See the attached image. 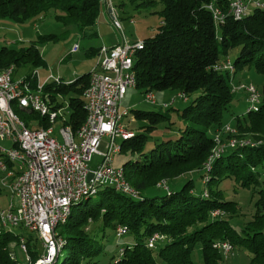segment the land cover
I'll use <instances>...</instances> for the list:
<instances>
[{"label": "trees", "instance_id": "trees-1", "mask_svg": "<svg viewBox=\"0 0 264 264\" xmlns=\"http://www.w3.org/2000/svg\"><path fill=\"white\" fill-rule=\"evenodd\" d=\"M127 1L137 10L162 6L155 12L161 19L157 34L142 40L144 47L134 57L136 89L144 95L169 90L185 93L187 105L181 110H173L183 126H177L172 109L163 113L132 110L134 121L143 126L133 138L122 140L120 153L131 158L122 169L139 199L105 183L96 194L102 195V200L90 205L88 201L94 195L73 206L67 222L58 228L67 244L52 264H100L97 259L102 246L93 235L99 227L95 228L97 224H100V230L112 228L115 236L118 227L126 228L124 236L132 235L131 245L121 249L114 264H157L156 256L166 264H196L192 259L196 246L200 247L201 264H221L227 260L215 245L222 242L230 243L233 252L237 249L248 251L251 254L249 264H264V188L261 179L264 176V145L228 147L214 160L211 169H206L217 146L214 136L227 125L226 116L235 97L232 85L236 84V76L245 70L253 69L262 77V103L258 111L230 114L236 121L234 128L240 133L237 137L264 138V9H254L241 21L228 17L225 24L216 29L207 6L215 4L227 12L228 0ZM104 5L105 0H0V18L24 24L54 11L57 22L76 26L84 33L97 25ZM55 38L44 35L38 41ZM236 49L239 55L232 62L234 72L215 70L214 67ZM98 51L90 49L88 55L96 56ZM27 65L45 67L35 44L27 49L3 47L0 50V70L14 67L17 72ZM90 79L91 74L87 73L68 85L49 82L44 87V96L52 105H57L56 109L64 107L58 101L59 96L65 99L70 93L76 94L69 99V114L61 124L69 126L74 133L81 129L87 118L83 95ZM33 89L36 91V87ZM194 94L197 96L189 101ZM19 110L35 116L40 127H50L47 118ZM27 125L33 128L32 124ZM161 126L169 135L154 140V146L146 152L150 134ZM228 137L229 134L223 133L222 142L225 143ZM6 164L9 170L14 169L12 163L6 161ZM191 173H201L203 191L198 190L191 177L178 191L168 186L169 182ZM225 180L234 181L243 189L253 188L258 195L255 214L241 229L235 228L229 220L239 215L240 207L225 199L220 189ZM162 182H166L167 189L159 186ZM160 189L164 194H159ZM205 191L208 197L203 196ZM217 210L224 212V217L213 219L211 214ZM154 234L164 236L165 240L150 249L147 242ZM21 237L24 236L0 228V264H22L11 247L15 244L20 248ZM24 238L26 258L29 264H35L45 253L42 240L29 232Z\"/></svg>", "mask_w": 264, "mask_h": 264}, {"label": "built area", "instance_id": "built-area-1", "mask_svg": "<svg viewBox=\"0 0 264 264\" xmlns=\"http://www.w3.org/2000/svg\"><path fill=\"white\" fill-rule=\"evenodd\" d=\"M228 2L227 12L215 4L207 6L216 29L223 26L228 17L241 21L254 9H264V0H228ZM105 5L109 7L113 25L120 32L122 43L110 48L101 47L98 51L96 56L98 61L91 71L94 75V84L86 96L93 106V115L89 119L88 130L81 139H72V133H66L64 130L58 133L61 140L55 136L56 134H45L42 131H39V134H28L10 124L8 114L7 117H0V141L10 140L14 143V150H6V147L0 146V151H6L20 159L23 170L22 181L18 185L8 186L14 199V215H6V218L14 228L36 232L37 236L42 238L45 253L39 264H52L56 258V242L51 233V225L53 221L61 218L62 210L69 202L99 188L102 182H110L129 192V188L120 184L119 169L113 166V145L123 136L130 135L131 139L135 135L122 124L126 109H121V103L129 90V85L130 89L137 87L133 69L134 57L143 49L144 43L142 40L132 41L127 38L118 12L112 7V0H105ZM78 50V45H74L71 54ZM214 68L234 72L230 58H226ZM53 79L58 77L50 75L46 80L41 81L37 71L22 78L17 77L16 71H0V108H4L6 96L18 93L19 100L40 107V117L52 121H64L66 119L63 114L64 108L56 109V104L45 105L44 87ZM34 81H36L35 86ZM29 87H36V96H29ZM232 92L246 94L245 100L249 105L247 112L259 110L262 94L254 84L234 83ZM177 99L187 101V96L178 92L171 104ZM145 101L157 105L153 93L145 95ZM235 132V128L229 125H226L222 131L229 135ZM216 141L219 142V138ZM248 145L257 146V143L236 139H231L226 144L217 143L206 164V169L210 170L214 160L228 147ZM95 156L99 158L97 162H93ZM0 172L7 174L8 169L0 166ZM159 186L167 189L166 182L160 183ZM203 196L208 197V192L205 191ZM130 197L139 199L138 193L131 186ZM224 215L220 210L211 214L213 219L222 218ZM123 232L122 228L118 227V239L123 237ZM164 240V236L154 234L149 238L147 246L154 249ZM215 248L222 252L225 260L233 254V247L228 242L218 243ZM21 250L26 255V240L21 244Z\"/></svg>", "mask_w": 264, "mask_h": 264}, {"label": "rangeland", "instance_id": "rangeland-1", "mask_svg": "<svg viewBox=\"0 0 264 264\" xmlns=\"http://www.w3.org/2000/svg\"><path fill=\"white\" fill-rule=\"evenodd\" d=\"M122 4H126L123 9L120 8ZM112 7L118 12L119 20L124 28L125 34L129 40L130 38L134 40H145L155 36L161 26V19L159 15L155 12H159L162 8L161 5H157L152 8L146 9H135L134 6L129 5L127 0H112ZM109 9V7H107ZM251 12H249L250 14ZM56 13L54 11L48 12L42 19H35L24 24H17L10 19L0 18V50L3 47H8L11 49H27L32 44L38 48L43 61L45 62V67L35 68L32 65H27L20 67L17 71V77L22 78L26 75H30L35 71L39 72V77L41 81L46 80L50 75L59 76L63 84H71L76 79L80 78L82 75H85L90 72V70L95 67L98 57L88 55L89 50L95 49L101 43L110 48L112 44H121L122 37L120 32L113 25L112 18L110 14H107L105 5L102 6L97 25L90 29L86 30L84 33L78 29L76 26H65L60 22H57L55 19ZM130 20L133 23H130ZM97 32V35H93ZM44 35H53L56 36L55 39H50L47 41H38V39ZM133 41V40H132ZM117 44V45H118ZM74 45H78L79 50L76 53H71V49ZM101 48V47H100ZM99 48V49H100ZM239 55V50H233L230 53V60L232 62ZM47 76V77H46ZM236 84L244 83L254 84L259 90L262 85L263 79L258 75L253 69L245 70L242 73H239L236 76ZM176 92L174 91H165L160 93H155L157 105L154 106L145 101V95L142 94L137 89H129L124 100L121 103V109L129 110V115L127 118H123L122 124L127 127L129 130L134 133H139L140 127L143 126L142 123L134 121V113L132 110L139 111H161L162 113L166 110H171L172 118L176 122L177 126H183V122L177 118V115L173 110H181L187 105V102L176 100L175 103L171 104L173 98L176 97ZM235 94V93H234ZM76 94L70 93L65 96V99L62 96H59L58 101L63 104V114L68 116V105L69 99L75 97ZM197 94H194L190 97L189 101H192ZM246 94L244 92H238L235 94L234 101L230 107V113L235 115H243L247 112L249 105L246 102ZM167 106V108L165 107ZM13 111L22 119L24 122L32 124L33 128H37L39 125L35 116L27 115L21 113V110L15 105L12 104ZM19 114H18V112ZM227 114L226 124L234 127L235 118L232 114ZM33 122V123H32ZM35 123V124H34ZM40 127V126H39ZM60 126L56 127L55 136L59 137ZM236 130V129H235ZM223 131V130H222ZM222 131L217 133L214 138H219L218 144H226L231 139L236 140H251V143H257V146L264 145V138L252 137L249 139L247 136L237 137L240 135L239 132L232 133L227 138L226 142H222ZM169 135V132L164 130L163 126L158 127L154 130L149 136V142L146 147V152L154 146L153 142L156 139L165 138ZM61 140V139H60ZM122 140L118 139L116 141V146L120 147ZM1 147L10 148L12 142L10 140L0 141ZM249 147H256L250 146ZM247 147V146H244ZM114 163L113 166L116 169H121L123 165L131 159L128 155L123 153H117L113 155ZM99 158L95 156L93 162H97ZM16 169L19 170V166H16ZM190 176H183L177 179L175 182H169L168 186L171 190H180L183 185L190 179L195 180V183L199 191H203L204 185L202 178L200 177L201 173L198 174H189ZM6 173L0 172V208L7 209L10 203L14 202L12 198L8 185L11 183L10 180L5 179ZM264 188V176L261 177ZM107 185H111L109 182H105ZM164 189V188H163ZM220 189L224 192V197L227 201H234L239 204L240 213L238 216L230 218V223L237 229H241L245 224L250 221L255 214V205L258 198L255 189H243L237 183L231 180H225L222 182ZM259 189H256V191ZM159 194H164L162 189L158 190ZM102 195H96L92 197L88 202L90 205L97 203L102 200ZM79 208L82 209V205H79ZM73 210V208H72ZM71 210V213H72ZM99 226V227H98ZM96 239L100 242L102 246V253L97 259L100 264H114L119 256L121 255V249L127 245H131L132 235L127 234L122 238L118 239L115 236V230L112 228H106L100 230V224L95 226ZM5 231H9L21 236H28V232L22 228H2ZM30 233V232H29ZM104 240V241H103ZM11 247L14 249L15 257L22 264H29L26 255L20 250V248L15 247V244H12ZM99 247V246H98ZM58 253H56L57 257ZM192 259L196 264L202 263L200 247L196 246V249L193 251ZM251 259V254L246 250L237 249L233 252V255L229 260L223 261L221 264H249ZM157 264H166L162 263L159 258L156 256ZM38 260L35 264H39Z\"/></svg>", "mask_w": 264, "mask_h": 264}, {"label": "bare ground", "instance_id": "bare-ground-1", "mask_svg": "<svg viewBox=\"0 0 264 264\" xmlns=\"http://www.w3.org/2000/svg\"><path fill=\"white\" fill-rule=\"evenodd\" d=\"M128 66H129V84H130V52L128 53ZM6 70L15 71L14 67H10V68H7L5 70H0V71H6ZM90 74H91L90 84H89V87L85 90L84 95H83L84 100H85V109L87 112V118H86L84 125L81 127V129L77 133H74L69 126H63V125L61 126L62 121L49 120L51 125L47 129L42 127V126L41 127L38 126L37 128H32L31 126H30L31 128L28 127L27 123L24 122L22 119H20V117L13 111L12 104H15L19 109L28 110V111L33 112L34 114L36 113L38 115H40V107H37L33 103H25V101L19 100L18 93H11L8 96H6V98L4 99V108H0V117H7V114H8L9 123L12 124L14 127H18L19 130H22L28 134H39V131H42L45 134H55L56 127L60 126L61 128L59 130V133H61L62 130H64L66 133H72V139H81V137L87 132L89 119L93 115V106L90 103V100L86 99V96H88L89 91L91 90L92 84H94V75L92 73H90ZM52 82L60 84L61 80L59 78L53 79ZM129 89H130V85H129ZM29 96H36V91L33 89V87H29ZM44 99H45V105L46 106H53L47 96H44ZM128 115H129V110H125V117L124 118H127ZM120 139L121 140H128V139H130V135L129 136H123ZM116 141L113 145L114 155L117 153H120V151H121V146L120 147L116 146ZM11 142H12V146L10 148H6V150H14V143H13V141H11ZM5 160L12 163L14 165V169L9 170L8 165L6 164ZM0 166H4V169H8V173L6 174V178H5V179L11 181V183L8 186L18 185L22 181V177H23L22 165L20 163V159H17L15 155L6 153V151H0ZM16 166H19V170L16 169ZM15 171L19 172V173H16ZM119 181H120L121 185H124L126 188H129V192L124 191V189L122 187H117L115 184H111V185H113L117 191H120V192L130 196V185L128 184V182L125 179L124 171L122 168L119 169ZM103 184H105V182H102L101 186ZM99 188L93 189L91 192H86L85 195L78 196L73 201L69 202V204L65 207V209L62 210L61 218L56 219L55 221L52 222L51 233L55 237L56 253H59L61 248H63L67 244L66 240H64L61 237V235L59 234L58 228L62 224H65L67 222L68 218L71 215V210H72L73 206L81 203L83 200H85L89 197L96 195L98 193ZM9 191H10V188H9ZM11 196L13 198L12 194H11ZM6 215H14L13 202L10 203V205L7 209L3 210L0 208V228L14 227L11 225L10 220L6 218ZM119 228H122V231H124L123 232V236H124L126 234V228H124V227H119ZM116 232H117V236H118V229ZM30 233L36 234V232H30ZM39 239L42 240V238H39ZM22 243H25L24 237L20 238V248H21ZM26 253H27V251H26Z\"/></svg>", "mask_w": 264, "mask_h": 264}, {"label": "crops", "instance_id": "crops-1", "mask_svg": "<svg viewBox=\"0 0 264 264\" xmlns=\"http://www.w3.org/2000/svg\"><path fill=\"white\" fill-rule=\"evenodd\" d=\"M105 9H106V11H107V14H110V11H109V9H107V6L105 5ZM93 35H97V32L95 33V34H93ZM121 36V35H120ZM131 40H134V39H132V38H130ZM138 40H140V39H138ZM118 44V43H117ZM117 44H112V45H109V46H111V47H113V46H116ZM102 46H106V45H103L102 43L98 46V47H96L95 48V50H98L100 47H102ZM92 49V48H91ZM71 54V53H70ZM72 55V54H71ZM91 55V54H90ZM97 56V55H96ZM94 68V67H93ZM92 68V69H93ZM92 69L90 70V72L89 73H91V71H92ZM53 75V74H52ZM53 76H55V75H53ZM47 77V76H46ZM56 77H59V76H56ZM60 78V77H59Z\"/></svg>", "mask_w": 264, "mask_h": 264}, {"label": "water", "instance_id": "water-1", "mask_svg": "<svg viewBox=\"0 0 264 264\" xmlns=\"http://www.w3.org/2000/svg\"><path fill=\"white\" fill-rule=\"evenodd\" d=\"M110 11V10H109Z\"/></svg>", "mask_w": 264, "mask_h": 264}]
</instances>
